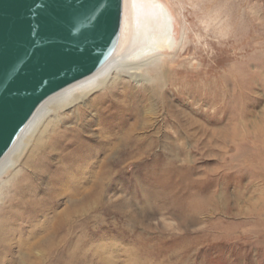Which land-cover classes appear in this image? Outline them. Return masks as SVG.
I'll list each match as a JSON object with an SVG mask.
<instances>
[{
	"label": "rangeland",
	"instance_id": "1",
	"mask_svg": "<svg viewBox=\"0 0 264 264\" xmlns=\"http://www.w3.org/2000/svg\"><path fill=\"white\" fill-rule=\"evenodd\" d=\"M139 2L138 11L143 14L132 35H144L140 44L143 46L154 27L163 32V24L152 18L145 35L144 11L149 2L155 3L168 12L172 31L166 44L171 48L155 36L152 39L156 45L148 54L131 56L128 62H143L149 79L154 65L160 64L171 76L180 72L175 78L187 83L173 89L164 86L167 95L173 105L191 114L197 124L214 135L210 144H205L209 139L201 138L200 132L198 142L182 137L178 145L183 153L176 158L148 157L141 162L129 159L122 163L116 160L113 188L106 193L112 203L101 207L94 222L84 226V250L88 257L85 264H93L95 256L91 249L96 247H105L115 264L124 263L125 250L133 251L132 259L139 261L136 264H264V0ZM125 81L135 87V82ZM191 84L196 90L194 101L183 94L172 97L179 87L189 90ZM111 111L100 115L98 126L93 125L86 136L96 137V130L111 123ZM160 114L163 116L162 111L158 112L159 117ZM159 117L157 121L162 119ZM153 130L149 128L148 134ZM160 130L178 131L171 121H166ZM243 146L245 154L241 153ZM23 169L20 160L16 170ZM8 175L0 176V199L8 185ZM187 189L218 197L228 194L234 205L231 214L214 212L201 219H209L216 228L218 221L223 226L237 225L254 216L261 223L256 238H240L243 229H235L228 238L218 236L216 229L208 233L203 224L184 227L171 211L147 217L145 225L149 229L130 219L131 215H139L145 191ZM237 191L236 198L233 194ZM120 202L128 203V207L119 209ZM160 207V203H155L150 209L156 212Z\"/></svg>",
	"mask_w": 264,
	"mask_h": 264
},
{
	"label": "bare ground",
	"instance_id": "2",
	"mask_svg": "<svg viewBox=\"0 0 264 264\" xmlns=\"http://www.w3.org/2000/svg\"><path fill=\"white\" fill-rule=\"evenodd\" d=\"M138 8L139 0H123L120 39L112 57L92 75L48 97L0 160V176L9 174L0 199V264H85L88 257L84 250V226L94 222L101 207L112 203L107 194L113 188L116 160L122 163L129 159L141 162L148 157L176 158L183 153L178 145L182 137L198 142L205 136L209 139L205 144L211 143L214 133L173 105L164 89V86L173 89L187 83L185 79L175 78L180 72L171 76L160 64L154 65L149 79L143 62H128L131 56L148 54L156 45L152 39L155 36L171 48L166 44L172 31L168 12L150 2L144 11L146 37L152 18L160 21L164 29L160 32L154 27L146 44L140 45L145 36L132 35L143 14ZM125 80L135 82V87ZM195 91L194 84L189 90L181 86L172 97L183 94L194 101ZM148 106L151 108L147 109ZM109 110L113 115L111 123L96 130V137L86 136L93 125L98 126L101 121L98 117ZM159 111L163 116H158ZM158 117L162 119L157 121ZM166 121L174 123L178 131L160 130ZM149 128L154 129L150 134ZM246 151L243 146L241 153ZM18 160L23 163L22 171L16 170ZM182 192L145 191L138 207L139 215H131L130 219L149 229L145 225L147 217L171 211L184 227L203 224L208 233L216 229L218 236L228 238L235 229H243L240 238H256L261 223L254 216L237 225L223 226L218 221L216 228L209 219H201L214 212L231 214L234 205L228 194L218 197L188 189ZM233 195L237 198L238 191ZM151 202L160 203L161 207L152 211ZM127 207L128 203L120 202L119 209ZM91 250L95 256L93 264H115L105 247ZM127 251L123 252L126 257L123 264L139 263L132 259L133 251Z\"/></svg>",
	"mask_w": 264,
	"mask_h": 264
},
{
	"label": "water",
	"instance_id": "3",
	"mask_svg": "<svg viewBox=\"0 0 264 264\" xmlns=\"http://www.w3.org/2000/svg\"><path fill=\"white\" fill-rule=\"evenodd\" d=\"M122 16L123 0H0V160L48 97L112 57Z\"/></svg>",
	"mask_w": 264,
	"mask_h": 264
},
{
	"label": "snow or ice",
	"instance_id": "4",
	"mask_svg": "<svg viewBox=\"0 0 264 264\" xmlns=\"http://www.w3.org/2000/svg\"><path fill=\"white\" fill-rule=\"evenodd\" d=\"M117 3H119V0H117ZM96 18V14L94 13L92 16L89 17V20L94 21Z\"/></svg>",
	"mask_w": 264,
	"mask_h": 264
}]
</instances>
